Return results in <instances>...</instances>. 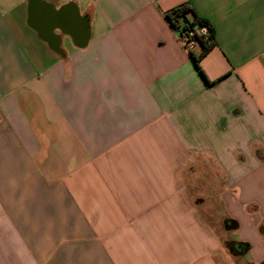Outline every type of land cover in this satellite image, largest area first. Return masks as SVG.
Segmentation results:
<instances>
[{
	"label": "crops",
	"instance_id": "1",
	"mask_svg": "<svg viewBox=\"0 0 264 264\" xmlns=\"http://www.w3.org/2000/svg\"><path fill=\"white\" fill-rule=\"evenodd\" d=\"M35 2L0 0V264H264V0Z\"/></svg>",
	"mask_w": 264,
	"mask_h": 264
},
{
	"label": "trees",
	"instance_id": "2",
	"mask_svg": "<svg viewBox=\"0 0 264 264\" xmlns=\"http://www.w3.org/2000/svg\"><path fill=\"white\" fill-rule=\"evenodd\" d=\"M166 19L170 25L178 30L192 29L197 27H206L209 31L210 41L199 40V46L201 47V53L197 57H193L195 66L199 69L198 63L201 57L209 51L214 46V30L210 23L199 17L195 11L190 7L189 4L185 3L176 8L171 9L166 13ZM237 228V223L230 219H225L223 221V229L225 231L234 230ZM224 245L232 253L240 252L244 253L248 251V244L244 243H234L232 241H225Z\"/></svg>",
	"mask_w": 264,
	"mask_h": 264
},
{
	"label": "water",
	"instance_id": "3",
	"mask_svg": "<svg viewBox=\"0 0 264 264\" xmlns=\"http://www.w3.org/2000/svg\"><path fill=\"white\" fill-rule=\"evenodd\" d=\"M36 0H32V2H35ZM70 7V6H69ZM67 7V8H69ZM72 9V8H71ZM32 10L35 14H39V12H47V21L48 25L46 28H52L54 26H59L63 28L67 33L72 35L77 41L79 46H83L87 40V35L84 30V21L77 16L76 12H67L66 10L55 12L51 9L49 6L45 7H39L38 3L35 2L32 5ZM74 10V9H73ZM30 22V21H29ZM31 24V23H30ZM33 25L35 28H37L40 32V34L46 39L49 40L52 38V36L49 34L50 32H47L45 30V27H39L38 25Z\"/></svg>",
	"mask_w": 264,
	"mask_h": 264
},
{
	"label": "built area",
	"instance_id": "4",
	"mask_svg": "<svg viewBox=\"0 0 264 264\" xmlns=\"http://www.w3.org/2000/svg\"><path fill=\"white\" fill-rule=\"evenodd\" d=\"M179 40L184 49L190 52L199 45V40L210 41L208 28L197 27L181 30L179 31Z\"/></svg>",
	"mask_w": 264,
	"mask_h": 264
},
{
	"label": "flooded vegetation",
	"instance_id": "5",
	"mask_svg": "<svg viewBox=\"0 0 264 264\" xmlns=\"http://www.w3.org/2000/svg\"><path fill=\"white\" fill-rule=\"evenodd\" d=\"M47 12H42L41 15L35 14L32 10V5L30 7L29 21L31 24L38 25L39 27H46L48 23Z\"/></svg>",
	"mask_w": 264,
	"mask_h": 264
}]
</instances>
